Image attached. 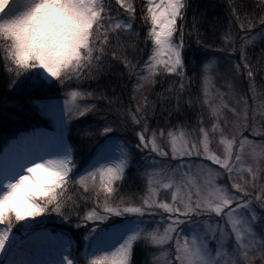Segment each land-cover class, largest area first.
Masks as SVG:
<instances>
[{
    "label": "snow or ice",
    "instance_id": "snow-or-ice-1",
    "mask_svg": "<svg viewBox=\"0 0 264 264\" xmlns=\"http://www.w3.org/2000/svg\"><path fill=\"white\" fill-rule=\"evenodd\" d=\"M191 7L0 0L3 264H264V0Z\"/></svg>",
    "mask_w": 264,
    "mask_h": 264
},
{
    "label": "trees",
    "instance_id": "trees-1",
    "mask_svg": "<svg viewBox=\"0 0 264 264\" xmlns=\"http://www.w3.org/2000/svg\"><path fill=\"white\" fill-rule=\"evenodd\" d=\"M212 2L219 4L221 0H212ZM189 3L192 7L188 13V21L191 23L193 10H195L197 15L203 13L205 8L209 5L210 0H189ZM206 15L209 17V19L218 17L221 19V23H227V13L222 8L208 7ZM201 31H204V29L201 28ZM254 51H260L259 41L257 42V47L254 49ZM18 102L19 101L16 98L12 97L4 89L0 88V145L5 140L11 137L13 138L14 134H19V132L23 130L28 124L34 122L28 117L26 110L22 111L16 107ZM198 107L199 106H197L196 111H199ZM188 115V123L194 124L196 113L189 112ZM173 120L175 121V117H173ZM82 158L87 159V156L83 155ZM132 171L135 172L134 169ZM125 189L129 191H137L138 181L134 177L130 176L128 183L125 185ZM144 254L145 252L141 250L138 256L139 264H143V262H141L139 259H141Z\"/></svg>",
    "mask_w": 264,
    "mask_h": 264
},
{
    "label": "rangeland",
    "instance_id": "rangeland-1",
    "mask_svg": "<svg viewBox=\"0 0 264 264\" xmlns=\"http://www.w3.org/2000/svg\"><path fill=\"white\" fill-rule=\"evenodd\" d=\"M253 34H255V33H253ZM222 85H223V81L221 80V81H218L217 82V85L216 86L220 89V91H225V88L222 87ZM128 94H130V90H129V93ZM125 100H127V95H125ZM136 160H139V157H136ZM140 163H143V161H140ZM133 169L135 171V168H133ZM47 227H48L49 230H60V229L68 230L67 226L61 225L58 221H56L54 219H50V220L47 221ZM146 255L147 254L145 253L141 257V259H139V260L141 262H143ZM5 259H6V257L4 256V254L0 253V264H3V262H4ZM149 259H150V257H149Z\"/></svg>",
    "mask_w": 264,
    "mask_h": 264
}]
</instances>
